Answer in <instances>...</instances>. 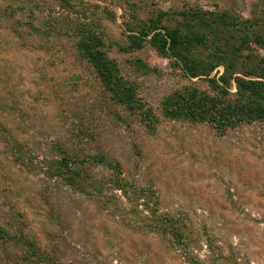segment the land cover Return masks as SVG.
<instances>
[{
	"label": "rangeland",
	"instance_id": "rangeland-1",
	"mask_svg": "<svg viewBox=\"0 0 264 264\" xmlns=\"http://www.w3.org/2000/svg\"><path fill=\"white\" fill-rule=\"evenodd\" d=\"M7 1L26 0H0V229L55 264H264V110L233 80L264 82V0ZM162 26L196 69L157 51ZM62 151L79 189L50 177Z\"/></svg>",
	"mask_w": 264,
	"mask_h": 264
},
{
	"label": "trees",
	"instance_id": "trees-1",
	"mask_svg": "<svg viewBox=\"0 0 264 264\" xmlns=\"http://www.w3.org/2000/svg\"><path fill=\"white\" fill-rule=\"evenodd\" d=\"M30 2V3H29ZM32 0L23 1L20 5H14L9 3V1L4 4L3 13L11 14L16 10H22L26 13V17L30 16L32 13L31 9ZM16 7V8H15ZM22 12V13H23ZM154 23V22H152ZM156 25V23H155ZM76 26L74 25V31H76ZM155 29H158L157 27ZM160 29L163 30V34L154 33L152 35V43L156 46L157 51L165 56L172 57L175 63H180L181 66L186 68V72H190L193 69L197 68V65H193L195 61L192 60L190 56V50L194 48V45L185 46L186 43H190L194 38H188L186 36H182L177 30H168L166 27L162 26ZM155 31V30H153ZM143 36H147L148 32H142ZM197 39V38H195ZM80 46L78 47V51L89 61L92 65L95 75L98 77L101 83H104L106 86L109 84L107 81L112 78V72L114 70V63L108 62L107 60L102 59V55L99 49L96 47V37L92 36H80L79 38ZM82 41V42H81ZM190 41V42H189ZM184 45V46H183ZM197 64V62H196ZM261 74L258 73L260 78L264 79V67L261 68ZM253 72L248 70L245 72V75H251ZM228 79H231V76L225 78L224 76L220 77V81L224 84L227 83ZM235 87H236V95L243 97L248 100V103H253L256 108L260 110H264V82L257 81L253 79H243L240 77L233 78ZM72 161L69 159L67 152L62 151L60 160L53 162V167L51 168L50 177L64 178L66 183L72 186L75 189H79L77 178L75 174L69 172V165ZM72 173V175H71ZM76 179V180H75ZM17 235V233H15ZM16 235L10 236L6 231L0 229V244L11 245L12 247H16L19 252V259L16 260L18 262L14 264H55V257L58 256H50L46 252H41L38 248H36L32 244H27L22 241ZM19 237H21L18 234ZM20 245H24L21 248Z\"/></svg>",
	"mask_w": 264,
	"mask_h": 264
}]
</instances>
